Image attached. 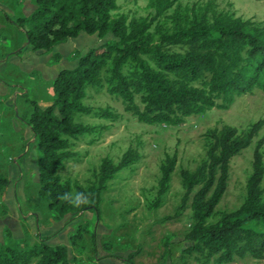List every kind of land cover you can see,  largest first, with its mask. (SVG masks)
<instances>
[{
	"label": "trees",
	"instance_id": "16d2710c",
	"mask_svg": "<svg viewBox=\"0 0 264 264\" xmlns=\"http://www.w3.org/2000/svg\"><path fill=\"white\" fill-rule=\"evenodd\" d=\"M34 2L28 16L12 20L33 52H50L81 33L114 38L91 49L74 69L58 73L50 105L31 102L33 112L26 123L40 154L39 196L60 217L86 211L100 217L108 183L140 160L133 149L117 164L104 158L95 181L86 187L61 177L64 164L75 157L71 141L98 131L77 117L118 118L108 108L86 106L88 89L105 88L140 122L173 127L212 109L227 110L237 96L264 91V26L223 12L182 11L181 0H149L151 13L132 18L119 13L118 0ZM262 126L255 124L243 133L227 125L209 130L206 159L195 170L181 172L185 194L179 212L188 204L192 212L184 237L190 245L183 257L195 256L204 264L264 258V138L254 152L243 204L211 222L227 191L232 159L251 146ZM176 166L177 154L166 156L151 209L162 206ZM8 185L1 177L0 189ZM0 264H68V253L64 246L45 242L27 250L0 247Z\"/></svg>",
	"mask_w": 264,
	"mask_h": 264
},
{
	"label": "rangeland",
	"instance_id": "374dc122",
	"mask_svg": "<svg viewBox=\"0 0 264 264\" xmlns=\"http://www.w3.org/2000/svg\"><path fill=\"white\" fill-rule=\"evenodd\" d=\"M180 4L182 11L223 12L264 26V0H181ZM118 5L119 13L129 18L151 13L149 0H118ZM34 8V0H0V178L9 180V185L0 189V247L27 250L41 242L64 246L68 264H204L195 256L183 257L190 245L184 237L192 223V212L189 204L179 212L185 194L181 172L195 170L206 159L209 130L227 125L243 133L262 123L251 146L232 159L228 188L211 222L237 210L246 197L256 146L264 138V91L237 96L227 110L212 109L173 127L140 122L105 88L88 89L86 106L95 111L108 108L118 118L111 121L93 114L77 117L78 122L98 131L71 141L75 157L64 164L61 177L86 187L95 181L104 158L117 164L133 149L140 160L108 183L100 217L92 211L60 217L39 196L40 154L26 123L33 112L31 102L42 108L50 105L58 73L74 69L91 49L114 38L81 33L50 52H33L12 20L28 16ZM174 154L177 166L170 190L162 206L151 209L161 164ZM261 154L264 163V145ZM231 264H264V258L247 256Z\"/></svg>",
	"mask_w": 264,
	"mask_h": 264
},
{
	"label": "crops",
	"instance_id": "0c3cea01",
	"mask_svg": "<svg viewBox=\"0 0 264 264\" xmlns=\"http://www.w3.org/2000/svg\"><path fill=\"white\" fill-rule=\"evenodd\" d=\"M0 30H1V26H0ZM1 63V62H0Z\"/></svg>",
	"mask_w": 264,
	"mask_h": 264
}]
</instances>
